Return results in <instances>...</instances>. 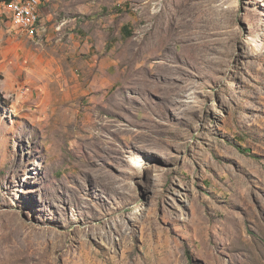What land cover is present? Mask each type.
Segmentation results:
<instances>
[{"label":"rangeland","instance_id":"374dc122","mask_svg":"<svg viewBox=\"0 0 264 264\" xmlns=\"http://www.w3.org/2000/svg\"><path fill=\"white\" fill-rule=\"evenodd\" d=\"M11 2L0 264H264V0Z\"/></svg>","mask_w":264,"mask_h":264},{"label":"bare ground","instance_id":"6f19581e","mask_svg":"<svg viewBox=\"0 0 264 264\" xmlns=\"http://www.w3.org/2000/svg\"><path fill=\"white\" fill-rule=\"evenodd\" d=\"M40 3L42 4L41 0ZM40 3L39 0H18V1H12L11 4L8 6L12 14V18L14 15V8H12V6L17 7V10H15L16 20H24V13L30 12L31 17L29 18L27 30L36 31L39 29L41 23ZM13 21L16 24V21L14 19ZM16 25L23 28L22 24H16ZM139 165L141 164L139 163L138 166Z\"/></svg>","mask_w":264,"mask_h":264},{"label":"built area","instance_id":"2783aa9c","mask_svg":"<svg viewBox=\"0 0 264 264\" xmlns=\"http://www.w3.org/2000/svg\"><path fill=\"white\" fill-rule=\"evenodd\" d=\"M39 3H40V0H39ZM12 8H14L13 19L16 21V24H22L23 29H28L29 18L31 17L30 12L29 13H24V20H16L15 10H17V7L16 6H12Z\"/></svg>","mask_w":264,"mask_h":264},{"label":"trees","instance_id":"16d2710c","mask_svg":"<svg viewBox=\"0 0 264 264\" xmlns=\"http://www.w3.org/2000/svg\"><path fill=\"white\" fill-rule=\"evenodd\" d=\"M12 0H4V3H9L11 2Z\"/></svg>","mask_w":264,"mask_h":264},{"label":"crops","instance_id":"0c3cea01","mask_svg":"<svg viewBox=\"0 0 264 264\" xmlns=\"http://www.w3.org/2000/svg\"><path fill=\"white\" fill-rule=\"evenodd\" d=\"M40 9H41V7H40ZM41 16H42V14H41Z\"/></svg>","mask_w":264,"mask_h":264}]
</instances>
